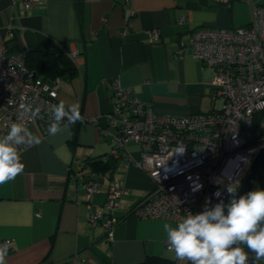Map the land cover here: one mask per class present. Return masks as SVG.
I'll return each instance as SVG.
<instances>
[{"label": "crops", "instance_id": "crops-1", "mask_svg": "<svg viewBox=\"0 0 264 264\" xmlns=\"http://www.w3.org/2000/svg\"><path fill=\"white\" fill-rule=\"evenodd\" d=\"M232 3L37 0L27 9L24 0H0V56L2 51L6 56L42 51L53 54L60 65L72 63L76 73L60 77L58 100L67 107L78 105L80 114L74 123L58 124L54 135L49 134L52 123L32 122L25 143L18 146L24 171L0 185V242L11 239L15 244L6 264H67L74 253L83 264H138L147 256L191 264L172 258L174 251L165 247V225L174 228L175 222L129 213L153 188L133 160H108L110 169L96 168L102 156L110 157L116 133L107 117L113 88L104 80L130 89L156 114L184 116L216 108L211 70L187 46L195 29L247 24L249 17L233 16ZM180 16L183 23H178ZM151 29L159 31L153 42ZM69 51L77 52L72 61ZM126 148L134 160L139 158V145L129 141ZM81 169L100 180L90 207L105 201L113 182L110 171L125 190L113 211L118 222L112 240L100 225H88L91 209L78 177ZM252 264H264V257L257 261L254 256Z\"/></svg>", "mask_w": 264, "mask_h": 264}, {"label": "built area", "instance_id": "built-area-1", "mask_svg": "<svg viewBox=\"0 0 264 264\" xmlns=\"http://www.w3.org/2000/svg\"><path fill=\"white\" fill-rule=\"evenodd\" d=\"M36 1L24 0V7L28 9ZM184 21V16L178 18V23ZM149 36L150 42L156 41L159 31L151 29ZM187 48L211 70L210 86L217 107L208 112L156 114L130 89H122L116 80H104L113 88L107 117L116 133L111 136V158L102 156L100 161L133 160L153 188L129 213L138 219L172 220L176 226L188 215L214 210L221 203L225 211L233 198L227 187L236 182L240 187L255 155L264 148V0L253 4L250 20L243 26L193 30ZM67 54L71 61L77 56L76 51ZM25 56V51L13 56L2 51L0 56V138L13 123L23 127L21 135L26 137L32 122H55L60 77L40 78L26 67ZM66 121L67 116L58 124ZM129 141L140 147L136 160L127 152ZM109 173L113 182L105 201L94 207L90 203L100 180L86 169H81L78 177L91 209L88 225H100L105 238L112 240L118 222L113 211L125 190L113 172ZM0 244L7 245L8 253L15 249L11 239ZM165 247L168 250V240ZM231 247L250 251L241 242ZM248 256L247 264H252L254 256ZM67 264H83V259L74 253Z\"/></svg>", "mask_w": 264, "mask_h": 264}, {"label": "clouds", "instance_id": "clouds-1", "mask_svg": "<svg viewBox=\"0 0 264 264\" xmlns=\"http://www.w3.org/2000/svg\"><path fill=\"white\" fill-rule=\"evenodd\" d=\"M68 117L71 123L80 119L78 105L67 110L64 103L55 107V122L49 126V134L58 130V122ZM23 127L13 123L8 134L0 138V185L14 180L25 168L18 146L25 143L21 135ZM39 143L37 138H33ZM239 183L230 184L227 191L232 195L228 213L224 205L218 204L214 210L188 215L176 227L165 225L168 251H173L174 259L190 261L191 264H247L248 253L241 247H231L237 242L246 244L256 254L259 261L264 257V190H255L235 198ZM8 247L0 244V264H6Z\"/></svg>", "mask_w": 264, "mask_h": 264}, {"label": "trees", "instance_id": "trees-1", "mask_svg": "<svg viewBox=\"0 0 264 264\" xmlns=\"http://www.w3.org/2000/svg\"><path fill=\"white\" fill-rule=\"evenodd\" d=\"M25 65L29 70H32L42 79L53 77H67L71 78L75 75L76 71L73 64L60 65L56 61L53 54L42 51H30L26 52ZM100 162V163H99ZM95 162L96 168L105 170L111 168V163L107 162ZM258 187L261 189L264 186V165L261 166L257 174ZM138 264H173L170 260L157 257L147 256Z\"/></svg>", "mask_w": 264, "mask_h": 264}, {"label": "water", "instance_id": "water-1", "mask_svg": "<svg viewBox=\"0 0 264 264\" xmlns=\"http://www.w3.org/2000/svg\"><path fill=\"white\" fill-rule=\"evenodd\" d=\"M262 165H264V148H261L258 151V153L255 155V157H254V159L250 165V170H249L246 178L244 179V181L242 182V184L240 185V187L238 188V190L235 194L236 199H238L242 195H246L247 193H249L251 191H255V190L259 189L258 182H257V174H258ZM231 200H230V202H231ZM227 213H228V207H226V209L224 211L225 215H227ZM258 226L264 227V224H262V222H261ZM247 253H249L253 256H256V254L254 252L247 251Z\"/></svg>", "mask_w": 264, "mask_h": 264}, {"label": "rangeland", "instance_id": "rangeland-1", "mask_svg": "<svg viewBox=\"0 0 264 264\" xmlns=\"http://www.w3.org/2000/svg\"><path fill=\"white\" fill-rule=\"evenodd\" d=\"M257 1L258 0L233 1V3H232L233 4L232 14L235 18H238L236 20L245 19L247 17H249V20H250V14L252 11V6Z\"/></svg>", "mask_w": 264, "mask_h": 264}]
</instances>
